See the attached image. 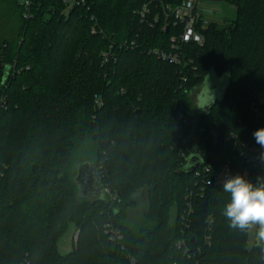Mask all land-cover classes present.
I'll return each instance as SVG.
<instances>
[{
	"label": "trees",
	"instance_id": "1",
	"mask_svg": "<svg viewBox=\"0 0 264 264\" xmlns=\"http://www.w3.org/2000/svg\"><path fill=\"white\" fill-rule=\"evenodd\" d=\"M145 1L86 0L87 12L36 0L31 17L19 3L18 32L0 45L1 77L13 66L1 86L0 264H264V243L249 247V232L222 215L230 197L220 186L193 194L186 237L194 252L177 247L186 196L197 188L194 170H185L191 154L261 183V169L240 152L242 142L259 146L253 133L264 127V0H222L229 20L200 25L205 42L182 45L181 67L149 53L170 48L179 27L141 22L136 10ZM89 13L102 32H92ZM132 40L134 47L121 45ZM111 44L115 56L105 63ZM211 72L228 74L229 84L205 113L193 94ZM84 160L97 166L105 195L80 193ZM143 188L147 210L128 222ZM108 222L122 239L109 237ZM70 224L77 239L62 254Z\"/></svg>",
	"mask_w": 264,
	"mask_h": 264
},
{
	"label": "built area",
	"instance_id": "2",
	"mask_svg": "<svg viewBox=\"0 0 264 264\" xmlns=\"http://www.w3.org/2000/svg\"><path fill=\"white\" fill-rule=\"evenodd\" d=\"M36 0H22L24 6V15L25 17H31L33 15L32 5ZM67 8H74L76 6H83L86 8L87 12H90V6H87L86 0H61ZM156 0H146L137 10L136 14L139 17L140 21L143 23H148L149 25L157 24L162 18L164 19V28L167 26L169 28V23L172 21L175 27H179L178 32L174 33L171 36V46L168 49L163 48H149V53L155 54L159 59L168 61L170 63L176 64L181 67L185 65V58L182 52V45L188 42H196L198 44H204L205 36L203 32L199 29L201 26H207L212 21H222L223 16L222 11L216 9V2L219 0H180L176 4L160 2L153 7V4ZM90 17L93 20L91 26L92 32H102V29L98 27V21L95 18V15L92 13ZM136 41H125L122 43V46H132L136 45ZM115 56L113 51V44L110 47L103 51V61L109 62L111 58ZM188 63V62H187ZM15 66V65H14ZM13 68V66H11ZM10 68V70H11ZM26 68H29L27 66ZM10 70L7 74H0V108L8 107V97L7 94L2 90L1 86L6 83V79L10 73ZM186 80V77H183ZM97 102L99 106L103 104L102 99L98 98ZM183 120L190 123V120L187 119L185 114H182ZM241 156L245 161L252 165L253 167L260 168L261 173L258 176V180L261 183H264V157L261 153L264 152L259 146L252 145L246 142H242ZM204 160V157H203ZM5 165L0 161V179L5 174ZM195 178H196V189L190 190L186 196V206L181 214L183 220V235L177 240V247L182 249L188 255L192 254L194 250L187 242L186 237V228L190 226V215L193 210L192 205V196L194 193L204 195L206 188L210 185L223 187L224 181L232 176V170L229 164H226L221 170L215 171L212 166L205 161L197 165L194 169ZM244 175H249V168H245ZM106 191L109 192V189L106 188ZM211 227V226H210ZM105 232L113 240H120L123 237V233L119 228L114 226L112 222H108L106 225ZM258 240L256 243H258ZM264 243V242H263ZM172 264H176L173 262Z\"/></svg>",
	"mask_w": 264,
	"mask_h": 264
},
{
	"label": "rangeland",
	"instance_id": "3",
	"mask_svg": "<svg viewBox=\"0 0 264 264\" xmlns=\"http://www.w3.org/2000/svg\"><path fill=\"white\" fill-rule=\"evenodd\" d=\"M22 0H0V45L5 40H11L13 39L17 32L18 28L21 23V8L19 3H21ZM216 9L222 11L223 16L219 17L222 19L229 20V15L227 11V6L222 0H219L216 2ZM222 24L225 23L220 21ZM223 82V85L226 84L227 80L224 81L223 78L218 77L215 73L211 72L207 75L203 85L208 88L209 90H212V87L215 83H218L219 85ZM221 86V85H220ZM200 87L198 86L194 91V100L197 101V103L201 104V96L198 93L200 91ZM222 91L220 89H217L215 91V94L220 96ZM259 97V103L264 104V93H262ZM259 109V108H258ZM264 112V108H263ZM78 165V164H77ZM135 198V205L128 210V215L125 218L126 221L131 222L134 219L139 218L144 212H146L148 207V194L146 188H143L139 191H137L134 195ZM257 229H252L249 231L248 236V244L249 247H252L256 244L257 241V235H256ZM78 235V229L74 224H70L66 231L61 235L58 242V249L60 253L66 254L69 251L72 250L74 246V242L77 239Z\"/></svg>",
	"mask_w": 264,
	"mask_h": 264
},
{
	"label": "clouds",
	"instance_id": "4",
	"mask_svg": "<svg viewBox=\"0 0 264 264\" xmlns=\"http://www.w3.org/2000/svg\"><path fill=\"white\" fill-rule=\"evenodd\" d=\"M253 136L264 149V127L255 130ZM261 155L264 157V152ZM223 191L230 197L222 209L229 226L241 232L255 228L258 240L264 242V183L254 184L236 174L224 181Z\"/></svg>",
	"mask_w": 264,
	"mask_h": 264
},
{
	"label": "water",
	"instance_id": "5",
	"mask_svg": "<svg viewBox=\"0 0 264 264\" xmlns=\"http://www.w3.org/2000/svg\"><path fill=\"white\" fill-rule=\"evenodd\" d=\"M186 64L187 63H185V65ZM220 78H223L224 81L227 80L226 84L223 85L222 82L220 86L218 83H215L212 90H209L204 85L200 87V91L198 93L201 96V104L199 103L198 106L203 109L205 113H209L215 101L222 98L229 84L228 74ZM217 89L222 91L220 96L215 94ZM203 161V158H201L199 154L193 153L188 157V164L186 165L185 170L191 172ZM75 182L83 196L94 199L105 195L106 190L102 185L100 172L97 166L89 160L79 162L77 166V174L75 175ZM192 240H194V238Z\"/></svg>",
	"mask_w": 264,
	"mask_h": 264
},
{
	"label": "crops",
	"instance_id": "6",
	"mask_svg": "<svg viewBox=\"0 0 264 264\" xmlns=\"http://www.w3.org/2000/svg\"><path fill=\"white\" fill-rule=\"evenodd\" d=\"M226 5V4H225Z\"/></svg>",
	"mask_w": 264,
	"mask_h": 264
}]
</instances>
